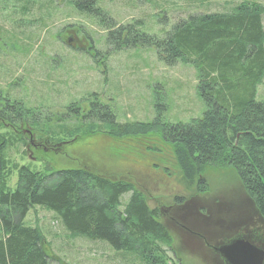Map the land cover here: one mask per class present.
Returning a JSON list of instances; mask_svg holds the SVG:
<instances>
[{
  "label": "rangeland",
  "instance_id": "1",
  "mask_svg": "<svg viewBox=\"0 0 264 264\" xmlns=\"http://www.w3.org/2000/svg\"><path fill=\"white\" fill-rule=\"evenodd\" d=\"M49 1L0 0V90L48 123H60V128L69 130L90 125L91 104L111 112L120 125H150L158 113L165 124L188 123L202 116L204 107L192 65L181 61L167 65L153 48L138 40L128 47L122 46V36L107 43L113 29L161 40L164 32L189 17L226 13L246 1L264 6V0H95L102 15L112 22L111 28L99 14L96 19L78 15L67 0ZM262 24L264 28V17ZM255 99L264 100V77ZM98 111L92 116V128L84 129L89 136L77 138L73 145L58 148L53 144L52 151L28 128H22L25 146L18 145L6 154L12 163L36 164L39 171L60 163L77 165L130 184L148 208L158 212L173 237L167 258L181 264H209L184 245L186 236L198 234L187 222L196 220L207 228V218L223 220L231 214L232 203L247 200L234 173L206 168L201 178L207 191L199 194L196 181L183 178L171 148L158 135L141 132L114 137L101 119L104 111ZM74 133L61 135L66 138ZM51 151L56 156L48 155ZM64 151L61 160L57 155ZM41 152L47 156H39ZM15 180L13 174L9 188H14ZM129 195L122 196L121 209ZM248 206L249 210L241 206L239 210L249 214ZM169 208L174 212H166ZM175 212L186 216V223ZM25 223L40 231L49 264H143L136 255L114 252L104 242L71 236L46 209L32 207Z\"/></svg>",
  "mask_w": 264,
  "mask_h": 264
},
{
  "label": "trees",
  "instance_id": "2",
  "mask_svg": "<svg viewBox=\"0 0 264 264\" xmlns=\"http://www.w3.org/2000/svg\"><path fill=\"white\" fill-rule=\"evenodd\" d=\"M67 4L78 15L105 18L95 0H67ZM263 17L264 6L246 1L226 13L180 21L161 40L146 34L132 36L123 28L107 34V43L122 36V46L128 47L138 40L153 48L167 65L181 61L195 68L204 110L188 123L165 124L158 113L150 125H120L111 112L91 104L90 125L62 129L60 123H48L47 118H40L32 108L0 90V264H49L40 231L25 223L32 207L51 211L71 236L104 242L114 252L136 255L143 264H181L167 258L173 237L158 212L149 209L130 184L101 177L88 167L60 163L39 171L36 164L23 166L8 158L9 149L25 144L22 128H28L50 149L53 144L64 148L89 136L84 129L92 128V116L98 110L104 111L101 119L114 137L141 132L158 135L171 148L183 178L196 181L199 194L207 191L201 178L206 168L232 171L264 220V100L255 99L264 77ZM71 131L75 133L62 137ZM52 151L48 155L56 156ZM65 153L57 157L62 160ZM39 156L47 155L41 152ZM13 174L16 180L11 189L8 184ZM126 194L130 195L121 209Z\"/></svg>",
  "mask_w": 264,
  "mask_h": 264
},
{
  "label": "flooded vegetation",
  "instance_id": "3",
  "mask_svg": "<svg viewBox=\"0 0 264 264\" xmlns=\"http://www.w3.org/2000/svg\"><path fill=\"white\" fill-rule=\"evenodd\" d=\"M248 203L251 211L249 214H245L243 210H239V206L246 211V208L249 210ZM236 205L238 206L236 207ZM236 205L232 203L231 214L223 220L207 218V226L205 225L207 228L196 220L187 222L189 228L198 234L186 236L184 245L198 252L209 264H228L222 258L219 250L229 246L232 242L242 241L249 244L255 253H258L255 260L258 261L261 256L262 259L258 264H264V221L248 199ZM169 210H173V208H169ZM182 217L184 218V216ZM169 220L172 221V218ZM180 229L188 230L184 227H180ZM200 233H203V236ZM188 234L190 233L188 232Z\"/></svg>",
  "mask_w": 264,
  "mask_h": 264
},
{
  "label": "water",
  "instance_id": "4",
  "mask_svg": "<svg viewBox=\"0 0 264 264\" xmlns=\"http://www.w3.org/2000/svg\"><path fill=\"white\" fill-rule=\"evenodd\" d=\"M166 212H174V209L168 210ZM174 216L182 222L186 223V216L183 215V218L182 215H179L178 212H175ZM172 221L174 220L172 219ZM219 251L222 258L228 264H258L262 259L260 256L258 261L255 260V256L258 255V253H255V251L249 244L242 241L232 242L229 246L223 247Z\"/></svg>",
  "mask_w": 264,
  "mask_h": 264
}]
</instances>
